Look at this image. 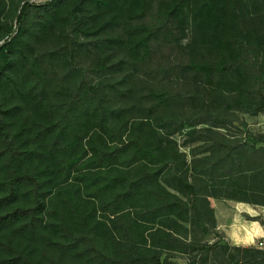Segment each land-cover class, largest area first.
Masks as SVG:
<instances>
[{"label":"rangeland","instance_id":"374dc122","mask_svg":"<svg viewBox=\"0 0 264 264\" xmlns=\"http://www.w3.org/2000/svg\"><path fill=\"white\" fill-rule=\"evenodd\" d=\"M48 1L43 5L44 0H0V38L9 26L17 31L10 48L0 50V124L6 133L0 140L34 144L21 163L38 171L46 191L34 235L13 226L0 228V256L14 258L18 249L27 262L9 264H121L117 248H124L127 236L120 227L107 231L110 221L104 209L125 184L121 178L125 190L141 173L140 161L134 159L139 144L146 149L140 154L142 161L151 162L152 172L163 167L160 176L172 181L174 173L184 169V159L201 151L235 141H264V81L259 80L242 98L228 80L219 82L216 75L185 67L191 62L188 18L193 11L188 0ZM25 2L34 6L18 24V10ZM176 3H181V10L172 13ZM195 49L200 63L216 61L207 40H199ZM91 85L99 86L100 101L92 96ZM60 114L59 135L58 129L41 130L40 124L53 122ZM120 137L130 147L109 159L111 164L104 168L116 180L115 187L109 186L101 200L89 196L105 179L87 185L81 178L90 169L82 170V163L96 157L97 144L111 150ZM65 167L70 174L59 190L56 183ZM190 182L202 188L198 180ZM175 185L181 183L176 180ZM26 193L21 190L16 198L0 202V213L28 205ZM72 194L86 201V220L70 205ZM152 196L155 189L136 188L125 202L132 213L142 212L146 198ZM119 203L117 209L124 201ZM190 206L191 224L186 231L196 249L217 242L214 264L224 262L225 250L240 261L239 253L212 229L206 203L192 198ZM61 214L67 219L64 226ZM143 218L152 220L149 215ZM143 236L142 227L135 228L134 240L149 249ZM194 254L175 255L169 264H193ZM164 256L161 253V259Z\"/></svg>","mask_w":264,"mask_h":264},{"label":"trees","instance_id":"16d2710c","mask_svg":"<svg viewBox=\"0 0 264 264\" xmlns=\"http://www.w3.org/2000/svg\"><path fill=\"white\" fill-rule=\"evenodd\" d=\"M104 1L113 2L114 0ZM48 3V0H44L43 5ZM187 5L192 9L193 13H190V18H188L192 24V36L188 47L191 62L186 64L185 67L190 66L196 71H204L209 76L216 75L219 82H223L224 79L228 80L233 85L235 92L243 98V93L247 94L250 92V88L255 87L259 80L264 81V0H207L205 2L188 0ZM32 6L34 5L29 2H25L20 6L16 18L18 24L22 23L27 10ZM178 9L181 10V3H176L172 6V13H177ZM6 33L3 38H0V50L10 48L17 37L15 36L17 31H13L12 26L7 28ZM199 40H207L210 43L215 51L214 53H216L215 62L210 60L200 63L194 57V54H197L195 52V44L199 43ZM201 58L202 56H200ZM89 89L92 96L100 101L99 86L91 85ZM217 120H221V118ZM61 122L63 123L62 114L57 116L53 122H43L40 127L42 131L58 129L56 133L59 135V131L62 130ZM2 127L0 124V135L6 136ZM119 136L121 135L119 134ZM16 140L18 141L0 140V162H2V172L0 173V191H2V194L0 195V202L16 198L21 190L26 189L29 204L16 206L0 213V228L13 226L18 232L29 231L34 235V230L38 224L37 221L40 219L39 213L44 206L46 191L43 190L42 177L38 171L35 168L28 169L21 163L23 158L30 156L29 153L33 149L34 144L26 146L20 143V139ZM119 141V144L111 150L103 149L97 144L95 147L96 157H93L92 161L88 163H82V170L90 169L88 172L83 173L81 178L86 180L87 185L93 187L99 180L105 179V184L96 185L89 196H98V199L101 200V194L104 195L109 190V186L115 187L116 180L106 175L104 168L111 164L109 159H115L121 151L130 147V142L123 140L121 137ZM50 145H54V142H51ZM230 145L231 150L235 149L241 152L240 154L242 155L247 154L246 149L254 148V144L242 141H235ZM227 146L228 144L222 145L220 150L226 152L228 150ZM258 151L264 153V146ZM144 153H146V149L140 143L137 151L138 158L134 159L135 161H140L138 163L141 166V173L136 180L128 182L125 190L126 181L121 178L119 181L125 184L121 187V191L113 199L109 200V203H107L109 208L106 207L104 209L107 213L106 219L110 221L107 224V231L120 227L127 236V244L124 245V248L121 246L117 248L121 255L118 261L121 264H169V258L175 255L183 254L187 256L195 253L192 256L193 264H214V260L219 254L216 248L220 247V244L217 242H205L196 249V244L191 242L186 231L188 230V225L191 224L190 203L192 198L202 194L190 182L191 179L197 180L196 171L192 165L193 162L195 164L197 159H193L190 162L184 159V169L180 173H174L175 175L171 181L160 176L163 174V167L157 170L160 171L157 174L158 177L153 178L157 171L152 172L149 160L142 161L143 157L140 154ZM224 160L228 164V152L225 154ZM235 168L234 171H229L230 177L234 180L244 178L245 175L238 174L241 171L239 167ZM260 172L263 171L257 170L255 174ZM69 174V169L67 167L63 168L60 181L56 183V186H59V190L66 185ZM237 177L239 178L237 179ZM232 179L231 181L233 182ZM176 180L181 183L180 187L175 185ZM234 183L237 184L236 182ZM136 188L144 190L155 189V197L146 198L145 208L142 212L132 213L130 203L125 201H128L129 196L135 192ZM68 200L70 205L77 207L81 219L86 220L89 217V214L83 208L86 201L82 197L72 194ZM119 200L124 201V203L120 209H117V205L120 204ZM206 205L209 207L207 203ZM147 215L151 216L152 220L148 221L143 218V216ZM59 218L63 226L67 224L64 214H61ZM144 221L147 223L144 226L140 225ZM137 227H142V234L150 243L149 249H142L141 247L145 245H141L134 240V230ZM177 227L181 230L183 229L185 234H180ZM228 247L230 250L237 251L241 260H234L235 258L231 257L225 250L221 255L224 260L221 264H225V261L229 264H264V249L232 247L229 244ZM15 250L16 256L14 258L0 256V264H9L12 260L26 263L25 255L18 249ZM210 252H214V254L211 256ZM161 253L165 254L163 259H161Z\"/></svg>","mask_w":264,"mask_h":264},{"label":"crops","instance_id":"0c3cea01","mask_svg":"<svg viewBox=\"0 0 264 264\" xmlns=\"http://www.w3.org/2000/svg\"><path fill=\"white\" fill-rule=\"evenodd\" d=\"M251 144L254 148L246 149L244 155L231 150L230 144L226 152L217 149L193 155L192 159H197L194 167L197 180L202 186L198 187L202 194L193 199L209 205L212 229L230 246L264 249V153L258 151L264 141ZM227 152L228 164L224 160ZM235 167H239L238 174L245 175L244 178L230 177L229 171ZM257 170L263 172L255 174ZM258 242L263 245L259 246Z\"/></svg>","mask_w":264,"mask_h":264},{"label":"built area","instance_id":"2783aa9c","mask_svg":"<svg viewBox=\"0 0 264 264\" xmlns=\"http://www.w3.org/2000/svg\"><path fill=\"white\" fill-rule=\"evenodd\" d=\"M258 245H259V246H262V245H263V242H258Z\"/></svg>","mask_w":264,"mask_h":264}]
</instances>
